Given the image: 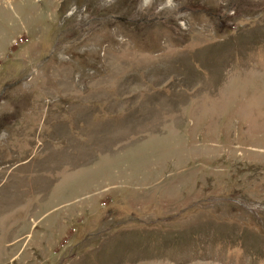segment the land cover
<instances>
[{
	"label": "rangeland",
	"instance_id": "374dc122",
	"mask_svg": "<svg viewBox=\"0 0 264 264\" xmlns=\"http://www.w3.org/2000/svg\"><path fill=\"white\" fill-rule=\"evenodd\" d=\"M0 264H264V0H0Z\"/></svg>",
	"mask_w": 264,
	"mask_h": 264
}]
</instances>
